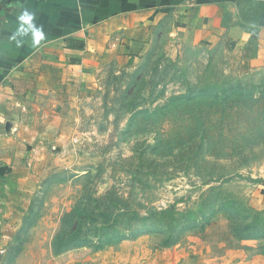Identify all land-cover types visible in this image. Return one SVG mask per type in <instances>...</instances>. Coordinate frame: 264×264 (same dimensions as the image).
Returning a JSON list of instances; mask_svg holds the SVG:
<instances>
[{"label": "rangeland", "instance_id": "374dc122", "mask_svg": "<svg viewBox=\"0 0 264 264\" xmlns=\"http://www.w3.org/2000/svg\"><path fill=\"white\" fill-rule=\"evenodd\" d=\"M166 44L154 40L132 65L102 63L60 139L49 129L56 140L35 155L25 207L0 227V264H132L142 249L150 264L170 254L189 264H264V210L255 206L264 180V64L248 66L222 45L174 53ZM205 86L239 95L218 107L196 103L210 116L200 129L180 125L175 107L157 115L174 95ZM196 131L204 137L189 139ZM116 203L139 216L114 226L87 220L71 237L83 210Z\"/></svg>", "mask_w": 264, "mask_h": 264}, {"label": "crops", "instance_id": "0c3cea01", "mask_svg": "<svg viewBox=\"0 0 264 264\" xmlns=\"http://www.w3.org/2000/svg\"><path fill=\"white\" fill-rule=\"evenodd\" d=\"M24 10L42 32L35 47L17 19ZM160 37L170 52L222 45L248 66L263 65L264 0H0V227L25 207L35 155L49 129L60 139L75 97L97 86L101 64L132 65ZM261 183L255 206L264 210ZM148 257L142 249L131 263L150 264ZM180 259L159 258L189 264Z\"/></svg>", "mask_w": 264, "mask_h": 264}, {"label": "trees", "instance_id": "16d2710c", "mask_svg": "<svg viewBox=\"0 0 264 264\" xmlns=\"http://www.w3.org/2000/svg\"><path fill=\"white\" fill-rule=\"evenodd\" d=\"M158 70V66H156L155 71ZM144 75L145 73H142V82L144 81ZM146 81H144V84L142 85V90L145 89ZM209 86H205L204 89H198L196 91L188 92L186 94L182 95H174L171 97L170 102L163 107L158 108V113H163L164 110L170 108V107H175L177 111L174 114V116L177 118V122H179L180 125H184L187 128L186 129H200L203 123H206L207 120H209L210 116L209 115H204V112L206 110H202V108H196V103L201 102H211V105L213 106H219V103L221 102H229L233 101L236 97H238V93H230L228 95H224L223 93L225 90L218 91L216 88L215 89H208ZM247 99L243 98L242 100L239 101L240 104H243ZM195 105V106H193ZM156 113V112H155ZM215 114V113H214ZM154 115V114H152ZM154 116V117H157ZM205 133H195L191 134V139L192 137L200 136L201 138L204 137ZM183 136V135H182ZM205 138L203 139V141ZM224 177L222 175H219L216 177L215 180H221ZM111 209L105 208L103 211L98 208L97 212L89 213L86 211H82L80 213V221L81 223L77 222V225H75L73 232H76V234H73L71 236L74 240L77 239L79 234H83L87 224V220L90 221L92 224H103L106 226H114L115 223L118 221V219L121 216H124L130 212H134L136 216H139V213L137 210H133L129 207H127L125 204H119L116 203L114 206L109 207ZM170 209H165L162 210L161 212H168ZM155 212V211H153ZM135 217V216H134ZM136 218V217H135ZM66 245V244H65Z\"/></svg>", "mask_w": 264, "mask_h": 264}, {"label": "clouds", "instance_id": "9594fccd", "mask_svg": "<svg viewBox=\"0 0 264 264\" xmlns=\"http://www.w3.org/2000/svg\"><path fill=\"white\" fill-rule=\"evenodd\" d=\"M19 22L23 25H28L29 29L32 30V42L35 47L38 39L42 36V32L38 29H35L32 22L35 20V14L29 12L28 10H24L23 13L17 18Z\"/></svg>", "mask_w": 264, "mask_h": 264}]
</instances>
